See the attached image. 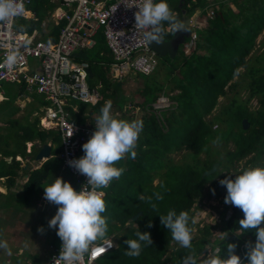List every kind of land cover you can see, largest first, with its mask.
<instances>
[{"label": "trees", "instance_id": "obj_1", "mask_svg": "<svg viewBox=\"0 0 264 264\" xmlns=\"http://www.w3.org/2000/svg\"><path fill=\"white\" fill-rule=\"evenodd\" d=\"M182 1L184 7L190 5L192 11L196 6H201V15L206 17L203 28L198 31L199 39L196 43L204 49L205 53L196 54L194 51L190 55H184V48L181 46L183 51H179L174 58L157 55V59L158 57L165 59L164 63L169 61L166 70L162 65H156L149 74L139 73L142 75L143 86L137 88L138 99L132 103L144 109L149 116L139 119L143 121L144 129L138 140L136 157L133 159L129 154L118 163L117 166L124 167L125 172L105 189L104 199L107 210L103 215L107 217L108 224L112 225L111 228L115 229L118 236L115 242L116 247L96 260L94 264H182L188 250L180 247L172 239L170 230L161 224L160 215H166L169 210L174 209L177 214L180 211H187L193 218V209L200 206V203L197 206H194V203L200 202L203 197L207 199L219 197L224 207L219 212L221 221L214 225L205 224L199 229L200 236L193 239V247L199 257L205 258L212 255L217 249L224 257L227 243H236V253L241 255L242 251L245 255L246 242L255 243V230L245 231L242 235L236 234L239 228L238 221L243 218L244 213L239 208L225 203L227 189L219 181L226 176L234 179L235 176L228 174L229 169L251 152L254 153L253 156L240 170H235L236 173L239 174L241 170L251 167L246 163L262 161L261 164L264 165V64H259L257 60L248 71V66L256 57L253 56L254 52L251 54L255 48H251V42L264 30V0H205L206 6L201 4V0ZM223 1L229 2L221 3ZM55 4L53 0H29L25 5L26 16L15 18V28L27 32L37 30L41 38L43 34L47 41L56 40L64 21L55 25L50 20L47 27L41 26L42 22L48 19ZM173 7H171L173 10L179 12L176 5ZM21 25L23 28L20 27ZM194 28L196 25L191 26L189 30ZM94 39L93 47L79 49L76 52L79 58L89 62L93 77L97 75L101 85V98L92 104L93 120L100 114L106 98L113 95L117 98L121 86L120 81L111 82L106 74L107 71H111V65L115 59L106 43L102 28L97 30ZM188 39L186 38V41ZM190 41L192 42L191 38ZM88 53H90L89 56ZM178 62L184 66L180 69V77H177L174 72ZM242 66L245 67L244 75L248 76V79L242 83L248 91V98L242 102L234 97L224 107L222 113L210 117L218 97L225 93L226 84L234 78L237 70ZM168 83H173L169 85V88H176L179 92L175 95L165 94L163 89ZM8 95L7 93L9 103ZM160 95H167L170 101L168 108L161 109L164 110L162 113L165 116L166 126L154 115V108L151 105V102L156 101ZM122 97L125 96L122 95ZM254 97L259 107L256 110H250L246 107V102ZM14 100L15 94L10 100L11 103ZM5 103L6 101L3 104ZM3 107H1V113L7 106L4 109ZM97 109L99 111L94 112ZM73 117L79 123L84 122L83 116L73 114ZM243 119L247 120L246 128L242 125ZM6 123L14 126H0V142L3 141L4 135L15 134L18 138L14 149L10 148L13 145L5 141V148H0L2 155L0 177H6V187H11L15 184L19 171L27 173L28 178L21 186L23 191L16 197L22 200L29 199L25 205L30 206L35 203L30 202V196L40 197V194L44 192L43 185L52 183L54 171L60 169L61 144L54 131H49V134L58 142V145L51 150L52 157L32 171L24 170L15 157L25 155V141L36 137L44 140L47 134L45 131H37V120L22 124L18 119L7 118ZM215 124L217 125L213 127ZM217 136L222 137L219 145H225L232 140L235 144L234 150H224V152L218 150L212 143ZM175 150L184 151L183 161L178 163L172 161L170 154ZM9 156H12L10 162L5 160ZM214 162H219L216 171L205 175L204 172ZM155 178H158L157 184L153 183ZM156 192H160L164 199L156 201L153 198V203L157 205L156 209H153L147 202V198ZM48 206L49 211L55 212L56 205ZM228 210H230L229 216H227ZM139 211L141 214L136 221L128 223V220ZM149 220L152 222L150 228ZM133 224H136L142 232H150L153 240L151 246L143 247L139 257L124 255L128 248L125 241L136 238L137 228ZM190 226H193L191 221ZM215 228L220 230V234L211 241V229ZM227 233L226 241L223 237ZM46 234L51 237L49 240L51 246L54 245L47 256L50 257L56 250L59 237L55 229H51ZM173 242H175L174 246H172ZM168 252L169 256H167ZM33 262L43 264L44 259L41 260L40 257L35 256Z\"/></svg>", "mask_w": 264, "mask_h": 264}, {"label": "clouds", "instance_id": "obj_2", "mask_svg": "<svg viewBox=\"0 0 264 264\" xmlns=\"http://www.w3.org/2000/svg\"><path fill=\"white\" fill-rule=\"evenodd\" d=\"M53 2L56 4L49 16H51V20L54 23L56 19L54 14L58 12L61 6L60 0H53ZM136 6L138 10L134 13V27L136 30L141 31L142 40L148 46L150 44H164L165 37L168 35H176L178 32H189V23H186L185 19H182L177 12L173 11L168 0H142V2L136 4ZM24 11L23 0H0V24H8L15 18L22 17ZM189 16L190 17L185 15V17L190 19L191 27L195 22L191 15ZM192 21L193 24L191 23ZM20 27L23 28V25ZM36 32L39 39L45 40L43 37H40V32L37 30ZM188 38L192 39V42L189 41L188 43L189 48L194 49L196 37L193 30H190ZM56 40L49 42H55ZM27 43L28 41H24V44ZM94 45L95 43L91 47ZM91 47H82L79 49H90ZM79 49H77V51H79ZM20 57V45H17L9 50L4 59V64L10 68L18 62ZM92 77H89L88 71V78ZM18 86L24 88L22 83H18ZM95 89L97 90V88ZM3 94V91L0 90V97ZM17 98V101H19L20 99L18 96ZM4 99H7L6 95ZM44 102L46 103L45 99ZM75 102L84 103L70 100L67 101L65 106ZM89 104L92 105L93 103L89 102ZM48 107L51 106L46 103V107L42 113L32 112L31 117L33 120L30 122L37 120V131H45V133H47L53 130L60 142V136L56 129L47 126L44 120ZM68 111L73 117L74 112L72 110ZM74 120L77 122L76 119ZM77 124L85 126L79 122H77ZM0 126L4 125L0 124ZM89 126L95 127V130L90 138L83 143L81 157L68 161L70 167H73L80 174L87 177L86 183L78 190L75 177L66 169L73 177L77 188L75 189L70 182L65 181L63 178L56 177L54 182L46 186L43 185L44 194L41 193L40 197L37 198L42 199L44 197L45 201L44 203L42 202L43 205L57 206L55 210L56 213L49 220L48 225L50 228H54L57 231V236L59 237L55 249L62 243L59 256L55 259H58L60 264H79L81 258L85 254H90L96 242L101 240H111L115 248L114 239L108 238L109 224L107 217L103 215L107 210V204L104 199L105 193L102 189L108 188L113 180H118L125 172L124 167L117 166L120 161L124 160L129 154L133 159L136 157L138 140L143 131L142 120L135 119L129 121L114 116L112 113L111 100L104 103L100 109V114L93 120L92 125ZM52 139L54 138L52 137ZM45 140L47 141L46 138ZM39 141L42 140L37 139V141L35 140L33 142L26 141L24 145L25 155H17L15 157L16 160L20 161L22 167L23 161L27 162L28 165H36L29 171L40 167L47 159L52 157V144L43 142L50 146V155L48 157L36 159V154L43 146H40ZM221 141L222 137L217 136L212 140V143L214 145H219ZM37 145H39L38 151ZM11 159L12 156L5 158L8 162H10ZM62 168L65 169L63 166ZM27 178L28 176L26 180ZM219 183L222 186H226L227 189L225 203L239 208L244 213L243 218L238 221L239 228L236 234L242 235L245 231L255 230V243L253 244L251 241L246 242V259H242L241 256L236 253V243L226 244V256L224 257L220 255V250L217 249L214 254L201 258L198 256L192 243L194 239V229L190 226V221L193 224L195 221L192 220L187 211H180L179 214H177V212L172 209L169 210L166 215H160V222L170 230L172 239L176 241L180 247L188 250L187 254L183 257L182 264H264V165L260 164L248 167L241 170L239 174L236 173L234 179L226 176L224 179H221ZM153 198L156 201H162L164 197L160 192H156L153 196L147 198V202L151 207L156 209L157 205L153 203ZM129 223L131 224V221ZM135 227L137 228L135 232L136 238L125 241L128 248L124 252V255L128 257H139L143 247L153 244L150 232H142L137 225H135ZM148 227H152L151 220L148 222ZM38 231L43 233V227L41 226L38 228ZM227 236L228 233L223 237L226 241ZM111 246L112 243L107 244L105 251ZM23 247L26 250L30 249V243L25 241ZM0 250H4L9 256L12 254L8 242L2 238V233H0ZM17 258L20 259H14L15 261L12 264H34L31 259H23L18 256L16 259ZM50 258L51 256L47 257L43 264H50ZM10 262L11 261L5 263L9 264Z\"/></svg>", "mask_w": 264, "mask_h": 264}, {"label": "built area", "instance_id": "obj_3", "mask_svg": "<svg viewBox=\"0 0 264 264\" xmlns=\"http://www.w3.org/2000/svg\"><path fill=\"white\" fill-rule=\"evenodd\" d=\"M28 1L23 0L24 9ZM141 2L60 0L61 7L54 14V24L65 23L55 42L39 39L36 30L31 33L18 30L14 25L15 19L8 24H0V84L22 83L26 91L44 95L46 103L51 106L47 108L44 120L60 136L59 158L62 166L75 177L78 190L86 183L87 177L70 167L68 161L81 157L82 145L90 138L95 127L77 124L64 106L70 100L94 103L99 94L87 84L89 62L80 59L76 51L91 47L95 43L94 35L102 28L115 59L111 65L115 79H122L131 71L149 74L157 65V54L143 42L141 31L134 27V13L138 10L136 4ZM24 41L28 43L24 44ZM17 45H20L21 57L9 68L4 64V59L9 50ZM166 102L170 103L169 98L160 96L151 105L158 109L163 108ZM105 189H102L104 193ZM109 243L112 246L105 251ZM61 245L52 254L50 264H60L55 259L59 256ZM113 248L114 243L109 239L96 242L90 254H85L79 264H94ZM240 256L245 258L242 251Z\"/></svg>", "mask_w": 264, "mask_h": 264}, {"label": "rangeland", "instance_id": "obj_4", "mask_svg": "<svg viewBox=\"0 0 264 264\" xmlns=\"http://www.w3.org/2000/svg\"><path fill=\"white\" fill-rule=\"evenodd\" d=\"M174 1V0H173ZM229 1H223L221 3H226ZM178 4H180V0L178 1ZM201 4L203 6L207 5V1L205 0H201ZM199 11L197 13V10L194 8V10L192 11V13L190 15L195 16L193 18V21L195 22L196 28L193 29L194 31V35L196 37V41L199 39L198 38V31L200 29L203 28V20L204 18H206L205 16L201 15V6H198ZM219 8V7H218ZM256 40V43H255ZM251 42V48H254L253 52L255 53L253 56H256L253 58V60L250 63V66H248V71L249 68L252 66V64H255L254 62H256L258 60V63L260 64H264V42H262V40H264V30L258 35L257 39H255ZM190 41V38L188 39V42ZM196 41H194V45H196ZM235 43V42H232ZM232 43H229L232 45ZM260 43V46H259ZM256 44V46H255ZM260 47V48H259ZM258 48V49H257ZM179 51H183L182 48L179 49ZM188 55H190L189 51ZM194 52V50H192V53ZM196 54H202L205 53L204 50L201 49H195ZM191 53V54H192ZM261 54V55H260ZM90 55V53H88V56ZM259 55V56H258ZM252 56V57H253ZM165 59L164 58H159L157 59V65L158 66H163L166 70V68L169 65V61H167L166 63H164ZM157 66V67H158ZM184 68L183 65H181V62L177 63V68H175L174 72L175 74H177V77L181 76V72L180 69ZM164 71V70H163ZM244 71H245V67L242 66L237 70L236 75L234 76V78L229 81V83L226 84L225 86V93L223 95H220L218 97V101L217 104L214 106V108L212 109V112L210 113V117L212 115L216 116L219 115L220 113H222V111L224 110V107L227 106L231 100L236 97L239 101H244L248 98V91L246 90L245 87H243V82L245 80L248 79V76L244 75ZM166 72V71H164ZM168 73V72H167ZM107 77L111 82L114 81H120L121 82V86L120 89L122 87V91L123 94L125 95V97L121 98V91L118 93L117 96V100H115L114 95L110 96V100L112 101V110H115L113 112V115L116 116L119 119H126V120H135V119H140V112L135 111V109L133 108H129L130 104L132 101H135L136 99H138V94L136 93V89H133L132 86H135L138 84V82L140 83V85H142V82L140 79H138L137 81H135L134 79H137L139 76L140 78H142V75L136 74L135 72H128L127 75L122 78V79H115L112 76L111 71H107ZM235 83V84H234ZM87 84L90 88H97L98 90V99L101 98L100 95V86H99V80L97 78V75H95L92 78H88L87 79ZM173 83H168L167 86L164 87V93L166 94H177L179 92L178 89L176 88H169V85H172ZM232 84H234L232 86ZM16 86L18 87V83H2V87L6 89L7 93L9 94V103L11 102L10 100L14 97V92L16 91ZM136 87V86H135ZM134 90V91H133ZM133 92V93H132ZM136 93V94H135ZM38 96V95H35ZM161 96H167V95H161ZM40 97V96H38ZM41 97L44 100V95H41ZM40 97V98H41ZM121 98V99H120ZM109 98L105 99V102L108 100ZM17 95H15V100L13 101L14 103L18 102L17 101ZM12 102V103H13ZM21 102L25 103V100H22ZM33 102V100H32ZM31 102V103H32ZM156 102V101H155ZM1 103L3 104L4 102L1 101ZM31 103L28 104V106L31 105ZM125 103V104H124ZM4 106V104H3ZM77 106L79 108V111L84 112V113H89L91 112V110L93 109V107L91 105H89V102H84V103H77ZM163 108H158V109H154L153 113L154 115H156L159 120H161V122L166 126V121L164 119V113H162L164 110L161 109H165L169 107V102H166ZM246 107H248L250 110H256L259 107V103L257 101V99L251 98L246 102ZM20 108V107H19ZM124 108H126V112H121L124 110ZM121 109V110H120ZM248 109V110H249ZM1 106H0V114H1ZM27 108H21L20 111L16 112L14 117L15 119H20L21 117H23L26 114ZM99 109H97L94 112H98ZM135 111V112H133ZM31 114V113H29ZM96 116V115H95ZM149 115L146 114L145 117H148ZM97 117V116H96ZM163 117V118H162ZM30 119H32V117H30ZM33 120V119H32ZM9 126H14L11 123L8 124ZM217 124H215L213 127H215ZM219 125V124H218ZM144 129V127H143ZM49 140H52L53 146H57L58 142L55 139H52L51 137L48 138ZM214 145V144H213ZM215 147L218 148V150L224 152V150H234L235 148V144L232 140H229L225 145H214ZM183 154L184 151L181 150H175L174 152H172L170 154L172 161L175 163L181 162L184 160L183 158ZM253 152H251L250 154H248L246 157H244L240 162H238L237 164L233 165V167H231V169H229L228 174H231L233 176L236 175V171L235 170H240L241 167L245 164V162L249 161V159L253 156ZM201 156H203V154H201ZM262 163V161H253L252 163H246L249 166H257L260 165ZM24 164H28L27 162H24L22 165L24 166ZM35 165V164H33ZM30 166V167H29ZM31 165H26L25 169L26 170H30ZM20 175L17 177L16 179V185L10 190L11 192L14 193V195L19 194L20 192L23 191V189H21V185L26 181V177L25 174L24 176H22L21 173H19ZM154 183L157 184L158 183V178H156L154 180ZM17 192V193H16ZM0 204L4 205L1 206L0 208V233H2V238L5 239L8 244L9 247L11 249V253L13 254H20L21 258L24 259H31L34 260L35 256L40 257V259H44V261L47 259V256L50 254L51 252V244L49 242V240L51 239V237L46 234L48 231H50L51 229L54 228H50L48 226V220L51 219V217H53L55 214L52 213V211H49L50 208H45V206H43V203L45 201L44 197L42 199H37L36 200V196L32 195L30 196V202L33 203L36 202V205L34 206H26L25 203L28 202V200H22L21 198L18 197H13V198H9V197H4V196H0ZM33 201V202H32ZM43 202V203H42ZM39 203V204H38ZM200 203V206L197 208L193 209V218L192 220L195 221V223L193 224L192 228L194 229V238H197L200 236V232L199 229L203 228V226L205 224L208 225H214L216 223H219L221 220L219 218V212L223 210V204L220 202V198L219 197H212L210 199H207L206 197H203L202 199H200V202L197 201L196 203H194V206H197ZM25 205V206H23ZM52 213V214H51ZM230 214V210L227 211V216H229ZM112 224V223H111ZM43 227L44 232L41 233L38 231V228ZM112 225L109 224V232H108V237H110L111 235L114 236V241L116 242V233L115 229L111 228ZM220 234V230L218 228L215 229H211V235H210V240L214 241L216 237H218ZM25 241H28L30 243V249H25L23 247V244ZM174 243H172V246H174ZM172 248V247H171ZM170 248V249H171ZM5 256H8L4 250H0V264L3 263V260ZM167 256H169V252L167 253Z\"/></svg>", "mask_w": 264, "mask_h": 264}, {"label": "crops", "instance_id": "obj_5", "mask_svg": "<svg viewBox=\"0 0 264 264\" xmlns=\"http://www.w3.org/2000/svg\"><path fill=\"white\" fill-rule=\"evenodd\" d=\"M175 1V0H174ZM174 1L172 0V1H169L168 3H169V5L172 7V8H174L173 7V5H176L178 8H179V12H180V16H181V18H182V16L183 15H190L191 13H192V10H191V8H190V5H187L186 6V8L184 7V3H183V1L182 0H180V4H178V1L179 0H177L175 3H174ZM199 8L200 7H198V6H196L195 7V9L197 10V13H198V11H199ZM173 11H175L176 12V10H173ZM178 12V11H177ZM179 12H178V14H179ZM191 17H192V19L195 17V16H192L191 15ZM51 20V16H49L48 17V19L47 20H45V21H43L42 22V24H41V26L42 27H47V24H48V21H50ZM52 21V20H51ZM50 21V22H51ZM203 22H205V18H204V20H203ZM44 31H46V29L44 30ZM42 37H43V34L41 35ZM57 37V36H56ZM44 38V37H43ZM56 39V38H55ZM203 40H204V38H203ZM197 42V41H196ZM188 44V41H186V39H185V41L179 46V48H178V51H177V53H176V55L179 53V49L180 48H184V55H188V52L187 51H191L189 54H191L192 53V50H194L195 51V49H201V50H204L203 48H201V46L199 47V46H197V45H195V47H194V49H191V48H189V44ZM182 46V47H181ZM175 55V56H176ZM165 56H168V55H165ZM138 79H140L141 80V82H143V79L142 78H140V77H138ZM137 79V80H138ZM135 80V79H134ZM136 80V81H137ZM2 83H11V84H13V82H1V84H0V90L1 91H3V93L7 96V91H6V89L5 88H3L2 87ZM99 85H100V83H99ZM101 86V85H100ZM136 86V87H135ZM135 86H132V88L133 89H136V88H139V87H141V86H143V85H140V83L138 82V84L137 85H135ZM16 91L14 92V94L15 95H17L18 97H19V101L18 102H16V103H8L7 102V100H8V97H7V99H4V94L3 95H1V97H0V104H2L1 103V101H3V102H5L6 101V103L4 104V107H3V109L5 108V106H7L6 107V109H4L3 111H2V113L0 114V124H3V125H6V126H8V124L9 123H6V119L7 118H11V119H14L13 117H14V115H15V113L16 112H18V111H20V109L21 108H27V111H26V114L23 116V117H21L20 119H18V120H20V123H22V124H26V122L27 121H32V119H30V117H31V114H29V113H32V112H38V113H42L43 111H44V109H45V107H46V103L44 102V100H43V98L41 97V95H39V94H37L36 92H34V91H32V92H28V91H26V90H24V88H22V87H20V86H16V89H15ZM120 93H121V95H123V96H125L124 94H123V91H122V87H121V89H120ZM134 91V90H133ZM133 93V92H132ZM136 93H137V90H136ZM135 93V94H136ZM166 94V93H165ZM35 95H38V96H40V97H38V96H35ZM161 96V95H160ZM159 96V97H160ZM158 97V98H159ZM22 100H25V103L24 102H21ZM32 100H33V102H32ZM108 100H110V98L108 99ZM107 100V101H108ZM115 100H117L116 99V96H115ZM32 102V103H31ZM132 102H136V101H132ZM129 103L130 104V106H129V108H133V109H135V111H139L140 112V116L141 117H144L145 118V116H146V112H145V110L144 109H141V108H139V106H135V104H133V103ZM155 101H153V102H151V104L152 103H154ZM29 103H31V105L30 106H28V104ZM77 103H79V102H75V103H72L71 105H66L65 106V108L66 109H68V110H72L73 112H74V114H78V115H80V116H83V117H85L84 118V122H82L81 124L82 125H92V123H93V117H91V114H92V112H93V109L91 110V112H89V113H84V112H81V111H79V108H78V106H77ZM8 104V105H7ZM125 104V103H124ZM89 105H91V104H89ZM169 105H170V103H169ZM3 106V105H2ZM1 106V107H2ZM92 106V105H91ZM113 106V105H112ZM20 107V108H19ZM126 108H124V110L122 111V112H125L126 110H125ZM146 110L148 109L147 107L145 108ZM7 110H9V111H7ZM115 110H112V113L114 112ZM135 111H133V112H135ZM9 112V113H8ZM19 132H20V130H19ZM47 135H46V139H47V141L44 139V140H42V141H39V144H40V146H42L44 143L43 142H49L50 144H52V147H51V149L54 147L53 146V143H52V140H49L48 138L49 137H51L52 138V136L49 134V132H47L46 133ZM17 138H18V136H16L15 134L12 136V135H4V137H3V141H1L0 142V148H5V143H4V141L6 142V143H8V144H10V145H13L12 147H10L11 149H14L15 148V145H16V140H17ZM37 137L36 138H32V139H29V140H27V141H29V142H33V141H37ZM26 142V141H25ZM9 145V146H10ZM38 148H39V145H37V151H38ZM8 149H9V147H8ZM30 156V155H29ZM2 157V155L0 154V158ZM23 163H24V161H23ZM31 163V162H30ZM28 166V164H24V166H23V169L24 170H26L24 167L25 166ZM31 168H33V167H35L36 165H33V164H31ZM30 167V166H29ZM27 171H29V170H27ZM19 173H21L22 174V176H24L25 174L24 173H22V171H19ZM20 175V174H19ZM28 176V174H26L25 175V177H27ZM56 177H61V178H63L65 181H68V182H70L72 185H73V187L76 189L77 188V186H76V184H75V182H74V179H73V177L69 174V172L66 170V169H63L62 168V166L60 167V169H57L56 171H54V178L52 179V181L51 182H54V180L56 179ZM17 179V178H16ZM156 179V178H155ZM154 179V180H155ZM6 180H7V178L6 177H0V193H2L0 196H4V197H9V198H13V197H16V196H18V194L17 195H14V193L13 192H11L10 190L16 185V180H15V184L13 185V186H11V187H6ZM153 183H154V181H153ZM24 184V183H23ZM22 184V185H23ZM155 184V183H154ZM21 185V186H22ZM20 186V187H21ZM22 189V188H21ZM17 193V192H16ZM21 193V192H20ZM42 194H44V192L42 193ZM1 199V198H0ZM1 201V200H0ZM36 202L37 201H35V203L34 204H32V205H30V206H34V205H36ZM39 204V203H38ZM1 206H4V205H1L0 204V208H1ZM23 206H25V205H23ZM27 206V205H26ZM29 206V207H30ZM43 206H45V208L47 209V207H49L48 205H43ZM140 212V211H139ZM54 214L56 213V212H53ZM133 217V216H132ZM139 217V216H138ZM49 221V220H48ZM130 222V219L128 220V223ZM131 222H135V221H131ZM134 226L136 225V224H133ZM49 226V225H48ZM114 233H116V232H114ZM109 235V234H108ZM116 236H118L117 234H116ZM114 236H110V237H108V238H110V239H114L113 238ZM117 241V240H116ZM58 244V243H57ZM52 246H54V245H52ZM115 247H116V243H115ZM21 257L20 256V254H11L10 256L8 255V256H5V257H3L4 258V260H3V263H1V264H6L5 262H8V261H11L9 264H12L15 260H18V259H20V258H17V259H15L16 257ZM15 259V260H14ZM24 259V258H23ZM21 262V261H20Z\"/></svg>", "mask_w": 264, "mask_h": 264}, {"label": "water", "instance_id": "obj_6", "mask_svg": "<svg viewBox=\"0 0 264 264\" xmlns=\"http://www.w3.org/2000/svg\"><path fill=\"white\" fill-rule=\"evenodd\" d=\"M182 19L186 20V23H189L190 28V19L185 17V15L182 16ZM190 35L189 32H178L176 35H171L169 38H165V43L162 45H156V44H150V48L160 56L168 55L170 58H174L179 46L185 41L186 38H188ZM89 77H92V71L89 69ZM242 125L244 128L248 126L247 120H242ZM50 155V146L48 144H43V146L40 148L38 153L36 154V159H41L42 157H48ZM219 165L218 162H214L212 166L204 172L205 175H209L211 173H214L216 171L217 166ZM141 214V212H137L133 217L130 218V221H136L138 216Z\"/></svg>", "mask_w": 264, "mask_h": 264}]
</instances>
